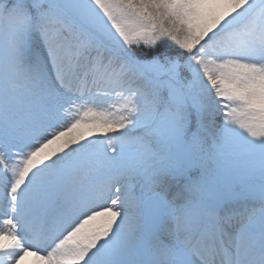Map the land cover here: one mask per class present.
Segmentation results:
<instances>
[{"label":"snow or ice","instance_id":"obj_1","mask_svg":"<svg viewBox=\"0 0 264 264\" xmlns=\"http://www.w3.org/2000/svg\"><path fill=\"white\" fill-rule=\"evenodd\" d=\"M0 264H264V0H0Z\"/></svg>","mask_w":264,"mask_h":264}]
</instances>
